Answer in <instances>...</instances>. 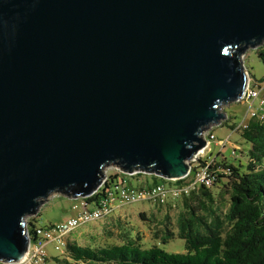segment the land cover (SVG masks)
<instances>
[{
	"label": "water",
	"instance_id": "obj_1",
	"mask_svg": "<svg viewBox=\"0 0 264 264\" xmlns=\"http://www.w3.org/2000/svg\"><path fill=\"white\" fill-rule=\"evenodd\" d=\"M263 41L264 0H0V259L107 164L183 177Z\"/></svg>",
	"mask_w": 264,
	"mask_h": 264
},
{
	"label": "trees",
	"instance_id": "obj_2",
	"mask_svg": "<svg viewBox=\"0 0 264 264\" xmlns=\"http://www.w3.org/2000/svg\"><path fill=\"white\" fill-rule=\"evenodd\" d=\"M256 51L264 63V41ZM230 128L249 144L245 150L247 160L235 164L214 158L212 168L216 177L212 186H201L180 198L182 206L175 219V230L165 223L161 233L155 232L162 243L175 234L184 239V252H167L155 243L145 247L139 235L129 232L117 234L116 242L89 233L83 234V244L67 241L63 257H57L60 264H264V122L250 118L245 126L232 124ZM142 174L147 175L137 172L134 176ZM150 175L157 178L156 182L170 185L186 182ZM120 180L119 173L108 175L88 200L103 196ZM216 184H221L219 194L211 188ZM66 191L80 194L74 186ZM224 194L227 202L221 200ZM139 215L145 218L143 212ZM35 221L33 217L28 222L30 232Z\"/></svg>",
	"mask_w": 264,
	"mask_h": 264
},
{
	"label": "built area",
	"instance_id": "obj_3",
	"mask_svg": "<svg viewBox=\"0 0 264 264\" xmlns=\"http://www.w3.org/2000/svg\"><path fill=\"white\" fill-rule=\"evenodd\" d=\"M245 73L244 87L235 101L244 102L249 105L245 118L237 126H245L250 118H256L264 122V75L261 79H255L250 75L248 69L245 70ZM255 101H257L256 105H254ZM228 118V114L225 113L222 119L217 123L211 124L203 132L206 144L188 161L190 167L187 173L179 178L186 181L184 184L170 185L159 181L153 184L135 186L127 182L125 175L134 176L140 171L127 173L123 172L118 166H115L118 173L121 174L122 180L113 183L112 187L103 196L94 201H89L88 197L97 192L107 180L108 175H104L101 184L93 193L88 196H79L76 198V202L71 206L73 210L72 215L47 225H39L36 222L38 210L26 215L24 217V226L26 228L27 243L23 255L15 260L7 261L0 259V264H60L57 257H63L69 234L90 222L110 216L115 208L144 200L156 205L170 204L178 201L183 196L189 195L194 189L201 186H212L216 177V172L212 168V165H214V157L204 159L202 156L209 146V139L215 138V135L211 131L212 126L222 124ZM167 180L175 181L176 178H167ZM33 217L36 218V221L32 227V232H30L28 222ZM49 243L53 244L54 249L59 252V255L54 258L53 263L50 262L52 257L46 249Z\"/></svg>",
	"mask_w": 264,
	"mask_h": 264
},
{
	"label": "rangeland",
	"instance_id": "obj_4",
	"mask_svg": "<svg viewBox=\"0 0 264 264\" xmlns=\"http://www.w3.org/2000/svg\"><path fill=\"white\" fill-rule=\"evenodd\" d=\"M257 48V47H256ZM256 48L247 47L242 52V59L244 65L248 69L250 75L255 79H261L264 75V63L259 58ZM257 101L254 102V105ZM247 103L232 101L220 106L228 114L229 118L226 123L213 125L211 131L215 135L214 139H209V146L203 154V158H217L221 160L225 158L229 163H237L238 160L245 162L247 156L245 154L246 148L249 144L235 131H232L230 125H238L245 118L247 110ZM225 121V120H224ZM118 173L113 163L105 165L103 168L104 175ZM145 174L138 175L137 177L126 175L127 182L132 185H146L143 181ZM143 181V182H142ZM150 179L149 182H152ZM148 183V181H147ZM221 184L211 187L216 194L220 193ZM220 198V197H219ZM76 198L63 195L61 192L54 191L50 193L39 206L37 223L39 225H47L60 221L73 214L71 206L76 202ZM222 201L227 202V196H221ZM182 206L181 199L169 204L156 205L147 200L134 202L132 204H125L117 207V212L113 213L104 219L90 222L87 225L81 226L72 234L95 233L96 237L106 238V241L116 242L117 234L129 232L131 235H139L142 239L144 246L149 247L152 244H157L167 252H184L185 241L179 238L176 234L162 243L161 240L155 236V232H159L164 228L167 223L172 230H175V219ZM140 212L144 213V219L139 215ZM79 237L81 244L86 242L83 236ZM111 235V237H109ZM160 235V234H159ZM68 236V240L71 239ZM49 255L52 257L50 262L53 263L54 258L59 255V252L54 249L53 244L49 243L46 246Z\"/></svg>",
	"mask_w": 264,
	"mask_h": 264
},
{
	"label": "crops",
	"instance_id": "obj_5",
	"mask_svg": "<svg viewBox=\"0 0 264 264\" xmlns=\"http://www.w3.org/2000/svg\"><path fill=\"white\" fill-rule=\"evenodd\" d=\"M134 177H137V176H134ZM144 178L145 179H143V181H145L146 182V185L147 184H153V183H155L156 181H157V178H155L154 176H152V175H150V174H147V175H144ZM150 179H153V181L152 182H149V180ZM142 181V182H143ZM147 181H148V183H147ZM140 185V184H139ZM144 185V184H143ZM117 208H115V210L113 211V213H115V212H117ZM112 213V214H113ZM111 214V215H112ZM110 215V216H111ZM63 219V218H62ZM87 225V224H86ZM75 231H73L72 233H74ZM72 233H70L69 235H71L72 237H71V239L70 240H79V237L82 235V231L79 233V234H72ZM83 236V235H82ZM84 238H85V236H84Z\"/></svg>",
	"mask_w": 264,
	"mask_h": 264
}]
</instances>
